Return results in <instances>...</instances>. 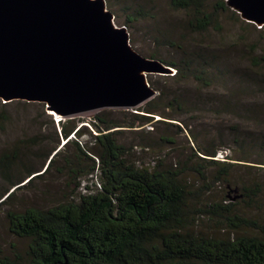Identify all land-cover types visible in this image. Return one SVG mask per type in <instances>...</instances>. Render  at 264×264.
<instances>
[{"label":"rangeland","instance_id":"374dc122","mask_svg":"<svg viewBox=\"0 0 264 264\" xmlns=\"http://www.w3.org/2000/svg\"><path fill=\"white\" fill-rule=\"evenodd\" d=\"M105 2L115 25L127 28L135 50L147 58L154 55L164 63L180 64L185 78L175 76L177 70L169 64V74H147L156 91L148 100L156 107L153 113L140 111L143 108L138 106L64 118L43 103L0 99V256L24 253L28 247V240L10 232V211L49 208L77 200L91 191L88 187H98L96 174H86L88 159L76 151V142L83 150L94 149L97 132L91 121L97 116L111 125L110 131L128 149L130 162L184 170L190 189L200 193L198 205L244 204L238 189L213 179L214 169L207 171L206 180L194 171L205 163L199 158L206 157L199 148H217L215 159L234 164L235 178L264 180V162L260 161L264 155L258 156L259 147L253 145L264 134V126L246 112L254 102L260 112L256 118L264 121V88L259 89L264 83V29L248 24L228 6L219 9L221 0H206L216 21L202 33L191 30L188 13L174 10L170 0ZM256 58L261 59L259 65ZM182 62L192 65L188 73ZM195 68L204 72V80L194 77ZM65 127L73 129L68 138L63 134ZM196 221L198 230L232 234L208 216L196 217Z\"/></svg>","mask_w":264,"mask_h":264},{"label":"trees","instance_id":"16d2710c","mask_svg":"<svg viewBox=\"0 0 264 264\" xmlns=\"http://www.w3.org/2000/svg\"><path fill=\"white\" fill-rule=\"evenodd\" d=\"M170 5L188 13L194 32H206L216 21L206 0H170ZM218 7L227 9L224 0ZM255 62L259 65L261 59ZM182 63L188 73L192 65ZM165 64L176 68L175 76L185 78L180 64ZM203 75L195 68L196 79L204 80ZM262 84L259 89L264 88ZM252 103L246 112L264 126V121L256 118L259 108ZM139 107L147 113L156 111L151 101ZM91 123L97 132L94 149L83 150L76 142V151L88 159L86 174H96L98 187H88L91 191L77 200L49 208L10 211L9 230L28 240V247L24 253L0 256V264H264V180L235 178L234 164L215 159L217 148H199L206 156L199 158L205 163L194 171L206 180L207 171L214 169L213 179L238 189L244 203L213 201L201 206L196 201L200 193L190 189L184 170L130 162L128 149L118 142L105 118L97 116ZM72 131L65 127V138ZM253 145L259 147L258 156L264 155V134ZM199 216L220 222L232 234L219 236L198 230Z\"/></svg>","mask_w":264,"mask_h":264},{"label":"water","instance_id":"95a60500","mask_svg":"<svg viewBox=\"0 0 264 264\" xmlns=\"http://www.w3.org/2000/svg\"><path fill=\"white\" fill-rule=\"evenodd\" d=\"M264 28V0H224ZM162 60L133 48L105 0H0V99L39 102L61 117L131 109L156 95Z\"/></svg>","mask_w":264,"mask_h":264},{"label":"bare ground","instance_id":"6f19581e","mask_svg":"<svg viewBox=\"0 0 264 264\" xmlns=\"http://www.w3.org/2000/svg\"><path fill=\"white\" fill-rule=\"evenodd\" d=\"M65 118V117H64Z\"/></svg>","mask_w":264,"mask_h":264}]
</instances>
